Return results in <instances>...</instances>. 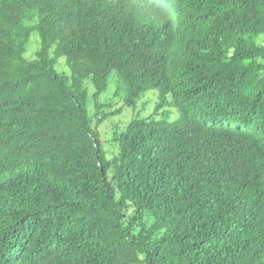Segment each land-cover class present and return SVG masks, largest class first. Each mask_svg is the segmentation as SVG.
<instances>
[{"label": "trees", "instance_id": "trees-1", "mask_svg": "<svg viewBox=\"0 0 264 264\" xmlns=\"http://www.w3.org/2000/svg\"><path fill=\"white\" fill-rule=\"evenodd\" d=\"M261 35L264 0H0V264H264Z\"/></svg>", "mask_w": 264, "mask_h": 264}, {"label": "rangeland", "instance_id": "rangeland-1", "mask_svg": "<svg viewBox=\"0 0 264 264\" xmlns=\"http://www.w3.org/2000/svg\"><path fill=\"white\" fill-rule=\"evenodd\" d=\"M258 39L260 41L261 40L264 41V36L261 35V36L258 37ZM36 49H37V43H36V41L34 42V36H32L31 42H30V44L28 46V49L25 52V56L28 57V58L29 57H32ZM63 65H64L63 62L60 61V64L58 65V69L65 70V67ZM112 86H113V83L111 84V86L109 87V89H111ZM104 95H105V98L102 99V103H104L106 101L109 102V99H110V96H111V91L107 92ZM91 109H92L91 115H94V113L98 111V109L95 106L91 107ZM112 109H114L113 106H112ZM124 115H126V113H124ZM107 126H109V122H106V121L103 122L102 125H101V132H103L104 127H107ZM108 135H110V134H108Z\"/></svg>", "mask_w": 264, "mask_h": 264}, {"label": "clouds", "instance_id": "clouds-1", "mask_svg": "<svg viewBox=\"0 0 264 264\" xmlns=\"http://www.w3.org/2000/svg\"><path fill=\"white\" fill-rule=\"evenodd\" d=\"M113 83V86H112V88L111 89H109V87L111 86V84ZM118 86H117V83H116V78L115 77H110V79H109V83H108V87H107V92H109V91H111V96H110V98H113L114 97V95L116 94V92H117V90H118ZM106 92V93H107ZM105 93V94H106ZM158 96V95H157ZM117 97H119L120 98V96H117ZM109 102H110V99H109ZM98 112V111H97ZM95 114V113H94ZM92 116H94V115H92Z\"/></svg>", "mask_w": 264, "mask_h": 264}]
</instances>
